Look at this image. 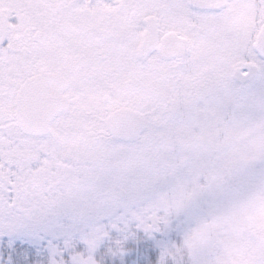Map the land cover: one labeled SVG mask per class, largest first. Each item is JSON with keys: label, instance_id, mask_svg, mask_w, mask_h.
<instances>
[{"label": "snow or ice", "instance_id": "6c2138e0", "mask_svg": "<svg viewBox=\"0 0 264 264\" xmlns=\"http://www.w3.org/2000/svg\"><path fill=\"white\" fill-rule=\"evenodd\" d=\"M0 264H264V0H0Z\"/></svg>", "mask_w": 264, "mask_h": 264}]
</instances>
